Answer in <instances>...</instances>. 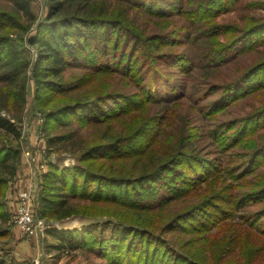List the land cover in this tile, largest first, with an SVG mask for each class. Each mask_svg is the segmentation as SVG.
Wrapping results in <instances>:
<instances>
[{"label": "trees", "instance_id": "1", "mask_svg": "<svg viewBox=\"0 0 264 264\" xmlns=\"http://www.w3.org/2000/svg\"><path fill=\"white\" fill-rule=\"evenodd\" d=\"M6 1L8 11H0V140L7 141L0 143V222L9 217L7 194L21 155L19 126L32 82L35 105L44 113L45 147L63 144L78 159L74 172L48 167L40 217L48 222L75 214L110 219L87 230L51 231L60 239L54 249L87 248L109 264H194L152 252L154 241L139 233L138 226L153 211L148 204L162 200L153 192V183L162 184L165 202L220 181L232 185L224 187L228 189L203 216L206 224L199 218L191 234L201 235L206 243L212 230L237 222L232 249H208L214 263L231 254L245 264H264V206L254 210L264 205V178L254 180L264 166V140L255 138L264 130V106L238 119L217 120L238 101L264 93V57L233 81L210 85L200 79L207 74L199 73L217 72L240 56L262 51L264 18L249 24L229 47L215 50L211 41L207 44L212 50L202 56L195 51L192 57L190 50L175 45L195 46L216 35L214 28L202 35L194 28L231 11L240 0H44L48 14L40 22L32 12L34 0ZM178 15L192 27L164 30L162 21ZM153 19L160 22L159 30L142 28ZM29 46L35 47L34 60L26 56ZM72 71L94 76L71 82L67 76ZM190 79L191 91L186 83ZM185 102L194 109L182 111ZM193 111L216 120L207 135L221 155H231L228 163L215 164L189 150L195 138ZM234 149L244 151L235 156L230 152ZM182 162L189 166L183 168ZM6 169L11 177H6ZM238 184L244 191L235 194ZM229 195L234 198L230 203ZM108 225L114 229L106 237L102 228ZM7 233L0 229V238ZM191 259L196 264L205 261L199 255Z\"/></svg>", "mask_w": 264, "mask_h": 264}, {"label": "rangeland", "instance_id": "2", "mask_svg": "<svg viewBox=\"0 0 264 264\" xmlns=\"http://www.w3.org/2000/svg\"><path fill=\"white\" fill-rule=\"evenodd\" d=\"M0 11H8V2L6 0H0ZM186 11H189V9H187ZM32 12L36 15L38 21L40 22L48 14V6L45 4L44 0H34ZM190 15L191 14H189V16ZM178 17L179 18L173 20H163L162 24H166L164 30L169 29L173 32L179 29L181 26H184L186 28L192 27L190 24L185 22V20L187 19H184L179 15ZM263 18L264 0H240L238 5L231 11L221 16L214 17L209 23L207 21L201 26L194 28L198 30L201 35L205 31L209 30V27L214 28L213 33H217L216 35H208L207 38L203 39V43L197 42L194 44L195 46L189 43H186L187 46L177 43L175 45V49H188L190 50L188 53L192 57H194V55L196 54L195 51L197 52V56H202L205 51L212 50L210 48L212 45L207 43L213 41L215 50H221L223 48L229 47L236 40H239L249 24L258 20L261 21L263 20ZM159 23L160 22L156 19L148 22L146 21V26H142V28H147V31H154L155 29L159 30L160 28L157 27ZM221 27H229L231 31L229 33H221ZM25 53L29 59L34 60L36 58V50L33 46L27 47ZM263 57L264 49L259 52L245 54L244 56H240L239 58H237L235 61L224 65L223 68H221L217 72H199L200 74H207L206 77H201L200 79L209 81L210 85H213L215 82L218 83L219 81H233L236 79V77L245 73L249 69V67L255 63L256 60ZM30 74L31 72L29 71L28 75L30 76ZM93 76L94 75L92 74V72L72 71L68 74L67 78L71 82L74 80L89 81L93 78ZM200 79H197L196 85H198L199 88H203V84ZM186 83L190 87L191 91V87L194 85L192 84L191 79L186 81ZM197 95L198 94H196V96ZM199 96L202 95L199 94ZM27 98L28 103L25 108L24 118L19 126L21 137L23 139L21 155H23L24 148L27 147L28 149L33 151L36 161L40 159L38 158V155H42L41 163H47V171L50 165H56L61 170L74 172L75 170H77L76 167L78 166V159L76 157L77 154L69 150L66 151L63 144L57 146L52 150L51 148L47 150V148L45 147L39 154L36 148L34 149L26 144L27 141H29L30 143L31 138H33L34 141H42V143H44V145L46 146L47 139V132L45 131L44 127L45 122L42 126L38 119V114L40 113L44 117V113L40 110L39 107L35 105L34 86L32 82L29 83ZM209 99L207 101H209ZM207 101L203 102L202 105L207 103ZM263 106L264 93L260 94L259 97L252 96L250 98L238 101L236 105L229 108L225 112L226 114H223L217 120L222 122L238 119L252 113L254 110ZM190 109L194 108L187 102H185L181 107L182 111H188ZM193 115L196 116V120L194 129L192 130L191 134L194 135L195 138L188 146L189 150H191L193 154L202 156L204 159L215 164L219 163L220 161L228 163L231 155L229 153H227V155H221L222 152H219L220 150L217 145L214 144L213 139L207 135L208 130L212 128V125L216 120L200 116L197 111H193ZM36 125L38 129L41 128L43 130L44 136L42 139H39L36 132H34L33 130L35 129ZM38 129L36 131H38ZM86 134V130L80 131L81 136H86ZM255 138H260V142L263 141L264 130H262L260 134ZM1 141L7 142L6 140H0V143H2ZM243 151L244 150L241 149H234L230 152H234L233 155L238 156ZM21 155L18 161V166L16 167L17 170L14 181L17 178V172L19 166L21 165ZM182 164L183 168L189 166L186 162H182ZM10 171V169H6L4 171L6 173V177H11ZM47 171H45V173ZM45 173L43 174L42 172H40L36 179L37 196L35 197L34 206L36 207L38 205V208H36L37 213L35 219L37 222V229L35 234L31 237H28L23 235L20 231L19 238L17 232L19 228L15 226L11 220L14 208L8 209V220L5 223H3V221L0 222V229L8 230L7 235L4 238H0V264H109L106 258L97 253L89 251V249L87 248H65L64 250L53 248L56 244H59L60 239L53 237L50 234L51 231L63 233L81 229L87 230L91 225H106L108 221H110V219H107V217L104 216L89 217L85 215L78 216L77 214H75L74 216L66 219V221L64 222L65 224H62L61 222H48L41 218V208L39 206V203L42 197V186L44 183ZM263 178L264 166L260 169V173L256 175L254 180ZM14 181L12 182V185L14 184ZM230 185L232 184L229 182L223 184V182L221 183L220 181H215L214 184L205 183L192 193L177 194L173 199L162 202L165 199V192H161L159 190L161 189L162 184L158 182H156L155 184L153 183V192L159 193L162 196V200L159 202L154 201V204H148L150 206L153 205V211L148 216L142 217V220L140 221L141 223H139L140 225L138 226L139 233L141 232L143 234H148L152 238V240L154 241L152 252L154 253L163 251L164 256L168 254L169 257L187 259L189 262H192L194 264L196 263L191 259V255H199L205 258L203 264H215L212 258V253L208 249L212 247L218 248L220 246H225L226 248L232 249L236 245L234 234L237 222L224 224L219 227V230H212L209 234L206 235V240H208V242H206V249L207 251H209V253L206 254L204 253L205 249L202 248L203 245L206 244L202 242V236L191 234V228L199 226V218L201 219V222L203 224H206L203 216L206 215V213L209 211V208L211 211L216 199H218L217 197H219V195H223L226 189H228H224V187H230ZM238 186L239 184L237 185L236 191H239L235 194H240L241 192L243 193L244 189H240L238 188ZM233 190L234 189H232V192ZM228 197H231L230 199H227L228 203L234 200L233 195H229ZM263 206L264 205L256 207L254 208V210L261 209ZM114 224L116 223L114 222ZM102 229L103 233H105V236L107 237L114 229V225H108ZM159 246H161L162 249H160ZM242 246L245 248L247 245L246 243H244ZM146 247L148 249L149 245H147ZM237 255L238 258H240V255ZM217 264L245 263H242L239 259H233V255L231 254H223L222 262H218Z\"/></svg>", "mask_w": 264, "mask_h": 264}, {"label": "built area", "instance_id": "3", "mask_svg": "<svg viewBox=\"0 0 264 264\" xmlns=\"http://www.w3.org/2000/svg\"><path fill=\"white\" fill-rule=\"evenodd\" d=\"M38 119L43 126L45 122L43 115L39 113ZM36 134L39 139H42L44 136L43 130L41 128L36 131ZM23 155L30 164L32 168V175L35 176V179H37L40 172L44 174L45 171H47V163H41L42 155H38V158L40 159L36 161L33 152L27 147L24 148ZM36 196L37 185L33 188L19 191L17 195V207L13 211L11 218L13 224L19 228L21 233L28 237L33 236L37 229V222L35 218L37 213L36 208H38V205L36 207L34 206Z\"/></svg>", "mask_w": 264, "mask_h": 264}, {"label": "crops", "instance_id": "4", "mask_svg": "<svg viewBox=\"0 0 264 264\" xmlns=\"http://www.w3.org/2000/svg\"><path fill=\"white\" fill-rule=\"evenodd\" d=\"M37 125L35 127L34 132L37 130ZM28 146L32 148H36L38 151V154L45 148L44 143L42 141H34L33 138H31L30 143L27 141L26 143ZM33 152V151H32ZM37 185V180L35 179V176L32 175V168L30 164L27 162L24 155H21V165L19 166L18 172H17V178L14 181V184H11V187L9 189V192L7 194V202L6 206L7 209H13L17 207V195L18 192L24 189H30ZM66 220L61 221L62 224H65ZM13 232V231H12ZM18 235L20 230H17ZM20 238V235H19Z\"/></svg>", "mask_w": 264, "mask_h": 264}]
</instances>
